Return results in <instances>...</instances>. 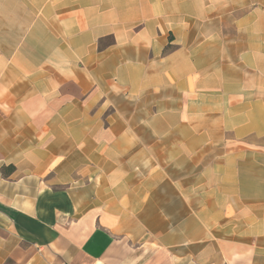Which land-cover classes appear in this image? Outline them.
Masks as SVG:
<instances>
[{
    "label": "crops",
    "instance_id": "crops-1",
    "mask_svg": "<svg viewBox=\"0 0 264 264\" xmlns=\"http://www.w3.org/2000/svg\"><path fill=\"white\" fill-rule=\"evenodd\" d=\"M0 264H264V0H0Z\"/></svg>",
    "mask_w": 264,
    "mask_h": 264
}]
</instances>
